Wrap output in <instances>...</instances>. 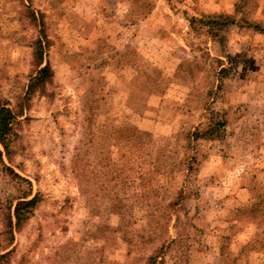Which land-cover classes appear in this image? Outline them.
I'll return each mask as SVG.
<instances>
[{
    "label": "rangeland",
    "instance_id": "rangeland-1",
    "mask_svg": "<svg viewBox=\"0 0 264 264\" xmlns=\"http://www.w3.org/2000/svg\"><path fill=\"white\" fill-rule=\"evenodd\" d=\"M0 106V264H264V0H0Z\"/></svg>",
    "mask_w": 264,
    "mask_h": 264
},
{
    "label": "trees",
    "instance_id": "trees-1",
    "mask_svg": "<svg viewBox=\"0 0 264 264\" xmlns=\"http://www.w3.org/2000/svg\"><path fill=\"white\" fill-rule=\"evenodd\" d=\"M46 37V36H45ZM39 45L37 46V55L41 59L45 50L42 40H38ZM53 75L51 67L49 64L43 66L38 74L31 79L30 90H33L36 86L41 87L49 78ZM16 114L12 108L7 106H0V143L4 146L7 152L10 149V140L14 132V124L18 120ZM1 155V150H0ZM14 174V178H19L22 183L28 185L27 190L17 199V203L14 208L13 214H8L5 222V230L0 235V245L1 246H11L14 241L15 229H20L22 226L31 218L34 208L40 202V194H36L32 198L29 196L32 193L31 186L32 183L27 178L20 176L13 169L7 167ZM11 251L2 254L1 258L6 257ZM157 258V256H156ZM152 256L151 264H156L157 259Z\"/></svg>",
    "mask_w": 264,
    "mask_h": 264
}]
</instances>
